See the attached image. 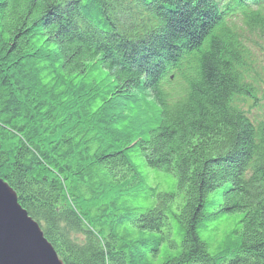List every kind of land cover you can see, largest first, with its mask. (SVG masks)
Returning a JSON list of instances; mask_svg holds the SVG:
<instances>
[{"label": "trees", "instance_id": "1", "mask_svg": "<svg viewBox=\"0 0 264 264\" xmlns=\"http://www.w3.org/2000/svg\"><path fill=\"white\" fill-rule=\"evenodd\" d=\"M118 2L0 0V178L66 264H264V123L226 108L231 93L253 92L239 73L245 52L228 46L236 33L217 29L204 0H154L190 44L205 32L222 43L195 65L173 61L186 100L145 119L129 58L141 48L115 30ZM259 7L241 16L250 26ZM161 46L140 68L155 91ZM143 165L174 179L157 206Z\"/></svg>", "mask_w": 264, "mask_h": 264}, {"label": "rangeland", "instance_id": "2", "mask_svg": "<svg viewBox=\"0 0 264 264\" xmlns=\"http://www.w3.org/2000/svg\"><path fill=\"white\" fill-rule=\"evenodd\" d=\"M126 0H119L118 3H115V6L113 8V12H111V14L113 15V17H111V21L114 23L113 24H120L121 26H124L123 24H126L128 26V28L131 25V22H140L142 23V25H146L148 23H146L143 19V14H142V10H143V5L146 4L149 8L153 9L155 6L153 5L154 0H131L130 6L128 8L127 3L125 2ZM191 2L192 6L195 5L196 0H188ZM203 1V0H202ZM229 1L230 0H225L226 4H225V11L226 9H229ZM204 2L208 5L209 9L211 10L209 16L212 19H215L214 24L216 23V19H218L220 22L217 26L221 27L222 22L224 21L225 18V14L220 13V10L218 8H214L213 2L211 0H204ZM67 4V3H66ZM152 6V7H151ZM228 7V8H227ZM224 11V12H225ZM153 17L163 21L165 20V18L167 17L169 11L168 10H164V8L162 6H160L159 8L154 9L153 11ZM230 15V14H227ZM136 17V18H134ZM151 15L146 16V19H150ZM130 21V22H129ZM245 28L249 30V21L245 22L244 24ZM216 27V26H215ZM217 27V29L219 31H221V28ZM162 26L158 29L161 30ZM259 34H261L260 36L256 37L255 39L253 38L251 40V45L254 51L260 53L264 51V38L262 36V33L259 32ZM241 40L243 42V44L248 48L249 50V37H247L246 39L241 35ZM121 49L123 50H130V48L124 44H122ZM231 47H235L236 46H231ZM131 51V50H130ZM132 52L134 53H138L139 51L137 49L132 50ZM131 53V52H130ZM129 53V55H130ZM201 55V54H200ZM257 56L256 58H252L251 59V65L254 67L258 66V64L260 62H264V57H262L264 54H261L258 56V54H252L251 56ZM132 60V59H131ZM138 61V60H137ZM133 66L137 67L138 63H136L134 60H132ZM249 59L245 58L244 61L241 63L242 67H245V65H247V73L250 71V75H251V70L249 69ZM240 65V66H241ZM165 71V70H164ZM256 80H261L263 78V76L261 75V73L259 71H256ZM169 74V73H168ZM168 74H166L165 76H168ZM252 77V75H251ZM158 79V85L157 86V90H160L161 94H164L167 96V98L165 99H161L160 96H158L154 91L156 89L155 85L152 87L150 86L147 82H146V78L145 76L141 75L139 77V81L140 83L138 84V86L136 87V89H138V98L140 102H143L145 106L138 104V108L140 109V111L143 114V117L145 119L148 118V110H153L156 111L157 113H160V115H164V111L165 109H171L174 105H177L179 103L184 102L185 99V85L183 83H181L180 81H175L172 86L177 88L180 92V95L182 97V100L179 101L181 98L178 94V92L175 89H169V88H164L165 86H163L162 88L158 87L161 83V78H157ZM247 87H249V75L247 76ZM256 80H252L253 81V86L256 89V94L254 96L253 92H251L249 94V92H245L242 91L243 94H246L244 97H240L237 96L238 102L241 101L242 104V111H244L245 113H248V116L251 117V120H257L260 117H262V115H264V113L261 115V112H264V108L262 105L259 106V100H256L255 103L251 104V102L255 99L261 98V95L264 99V86L262 84H260L258 81ZM170 80H169V84L167 86H171L170 84ZM251 84V82H250ZM164 88V89H163ZM154 90V91H151ZM165 93H169V95L165 94ZM249 95V96H248ZM249 97L251 99H249ZM262 99V98H261ZM168 100H173V101H179V102H173V101H168ZM249 100V102H248ZM176 103V104H175ZM262 104V102H261ZM257 105V107L255 106ZM241 107V106H240ZM254 108L255 109V113L251 114V109ZM256 107V108H255ZM148 109V110H147ZM250 114V115H249ZM264 120V119H263ZM144 166V165H143ZM144 169L141 170V172L143 174H146V178L148 179L147 182L153 186L154 190H153V197L151 199V203H154L155 206H157L156 202L158 201L157 196L158 194V190H160V192L162 193L163 196H170L169 193L170 191H174L175 189V184H174V179H171L169 176H164L163 174H156L153 172L152 169H148L145 166L142 167ZM146 169V170H145ZM222 180H218L220 182L223 181V185H220V187H222L224 190H226L225 195L228 192V188L231 187L229 185V183H226V179L224 176L220 177ZM1 182L3 184H5L9 189H11L13 191V189L9 186V184H7L2 178H0ZM219 186V185H218ZM216 188V186H215ZM14 192V191H13ZM205 192V191H204ZM16 199H17V204L20 206L21 209H23L28 218H30L33 222H35L27 213V211L22 208V206L18 203V198L16 193L14 192ZM182 195H176L173 198V204L172 205H176L178 203L182 202ZM215 208H209V211L212 212L214 211ZM16 218V217H15ZM36 223V222H35ZM38 225V223H36ZM39 226V225H38ZM40 229V227H39ZM41 233L43 232L42 229H40ZM44 237V235H43ZM71 238L72 242H74V244H77L76 242H78V244H82L85 240V235L80 233V232H74L71 233L70 235H68V238ZM45 239V238H44ZM46 240V239H45ZM77 244V245H78ZM52 247V245H51ZM53 249V247H52ZM54 260L57 262V264H66L63 260L60 259V257H58V255L56 254V252L54 251Z\"/></svg>", "mask_w": 264, "mask_h": 264}, {"label": "bare ground", "instance_id": "3", "mask_svg": "<svg viewBox=\"0 0 264 264\" xmlns=\"http://www.w3.org/2000/svg\"><path fill=\"white\" fill-rule=\"evenodd\" d=\"M260 1H262V0H230L228 7L230 8V12H232V10H233V15H238L239 13L242 14L243 10H245L246 8H249L252 5H254ZM225 4H226L225 1H223L222 5H217V8L220 10V13H222V15H223V13L225 14L226 20L232 21L231 18L226 13L227 9L225 11ZM254 8H255V10L261 9L259 6H256ZM175 12L179 13L180 11L176 10ZM258 14H259V16L257 17L255 22L253 23L252 29L255 31L261 32L262 36L264 38V13L259 12ZM112 23H114V21ZM156 25L158 26L157 28H152L151 26H144L141 24L140 26H138L137 28H135L133 30L132 29L124 30V27H122V26L115 28V30L124 31V34L120 35V37L124 39L125 43L133 45V46H139L141 48V49H139L138 53H134L131 51L129 58L134 60L136 63H138V69H139L141 75H143V76H145V73H144L143 69H140L143 67V65L141 63H146V60L148 58H150L151 54L153 52H156L157 47H160L161 45H162L161 48H164V47L166 48L168 46L169 49L165 53V55H163L161 58H153L154 62L156 61L159 63L158 64L159 70H161L163 68V64H165L166 66H169L173 61L179 62L183 58H185L187 63H189L191 65H195V63H198V61H195L194 56L199 57L201 54L203 59H205V57H206L205 55L208 54L209 52H211L212 49L215 47V45H217V46L220 45V41L222 43V40L218 41L217 39L212 38V35L207 34L205 32V34H203L200 38H198V40L195 43L190 44L189 42H187L188 36H187L186 28L183 27L180 29V27L177 26L178 24L173 22V21H171L168 24L163 22V26L160 24H156ZM161 26H162V30L165 29V31H163L162 35L159 36L158 29ZM169 29L170 30L174 29L177 31H175L173 36H171L170 34H168ZM223 45H224V43H223ZM232 45L234 46L235 44L232 43ZM172 46H174V47H172ZM174 48L177 49L178 54L176 53ZM191 49L195 51L194 56L192 54L187 53ZM168 57L169 58L172 57L175 59L167 60ZM258 66L260 67V69H263L261 71V75L263 76L261 81L264 82V62H260L258 64ZM239 73L245 74L246 72H243V68H242ZM173 81H174V78H173V76H171L170 82H173ZM151 91H153V90H151ZM154 92L157 95H160V90H157ZM231 92H234V91H231ZM253 92H254V96H255L256 90H253ZM237 96L238 95L233 94V93H231L228 96L229 99L226 103V108L229 110L235 109V110L239 111L241 113V115L253 127L258 126L259 123H264V120H263L264 115H262L264 112H261L262 117H260L259 119L251 120V117L248 116V113H245L244 111H242L241 101L238 102ZM261 98L255 99V97H254V100L251 102V104L255 103L256 100H259V103H260L259 106L262 105L264 108V99H263L262 95H261ZM249 99H251V98L249 97ZM248 102H249V100H248ZM261 102H262V104H261ZM255 106L257 107V105H255ZM251 109H252V110H250L251 114L255 113V109L252 107H251ZM257 132H259V131L257 129H255V133H257ZM241 182L246 183L242 177H241ZM39 227H40V225H39ZM40 229H41V227H40ZM42 234H43V232H42ZM46 244L51 246V244L47 241V239H46Z\"/></svg>", "mask_w": 264, "mask_h": 264}, {"label": "water", "instance_id": "4", "mask_svg": "<svg viewBox=\"0 0 264 264\" xmlns=\"http://www.w3.org/2000/svg\"><path fill=\"white\" fill-rule=\"evenodd\" d=\"M54 257L39 226L0 180V264H57Z\"/></svg>", "mask_w": 264, "mask_h": 264}]
</instances>
